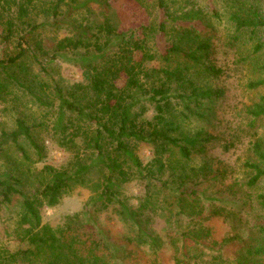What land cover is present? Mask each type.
Listing matches in <instances>:
<instances>
[{
    "label": "trees",
    "instance_id": "trees-1",
    "mask_svg": "<svg viewBox=\"0 0 264 264\" xmlns=\"http://www.w3.org/2000/svg\"><path fill=\"white\" fill-rule=\"evenodd\" d=\"M157 1L162 13L166 14L164 1ZM64 2L54 0L52 3L56 22L57 10ZM91 2L100 1L85 0L78 8H86ZM31 3V0H0L3 39H10L19 25L26 29L29 26L26 37L43 27L29 25ZM248 4L245 14H241L242 10L245 12L243 6L237 7L230 19L239 31L251 28L250 36L253 37L258 28L264 26V17L258 0ZM91 28L79 27L74 37H64L50 49L54 56L80 69L84 80L83 84H74L68 90L53 86L57 102L53 124L55 140L61 149L71 155L70 161L60 168L45 165L34 171L31 192L21 190L24 180L20 173L9 171L0 178V206L11 204L14 196H18L20 219L14 225L13 236L28 246L15 251L0 249V264H160L158 253L166 244L174 249V264H223L221 256L210 261L203 257L199 244L210 234V228L196 220L189 223V236L185 240L181 238V241L173 239L171 243H165L166 240L153 230L157 221L161 220L154 219L158 211L170 215L174 208L180 213L190 211V214L197 208L201 212L204 210L199 204L202 200L192 187L215 178L210 176L213 171L207 152L221 141L203 129L188 133L184 125L193 118L206 120L204 102L219 95L209 87L197 85L195 78L207 75L218 79L222 71L208 62V46L199 40L198 35L190 36L193 32L188 29H184L178 43L160 57L164 67L148 69L144 63L154 60L156 53L147 50L149 33L145 28L142 29L143 38L137 37L136 33L119 31L109 20L96 25L94 34L89 33ZM26 29L22 28V31ZM159 30L164 31L163 25ZM190 44H196L194 49L189 48ZM34 47L39 52L45 51L38 41H35ZM18 48L15 56L0 59V72L4 75L8 73V66H16L26 57L27 49L21 44ZM261 48L254 47L253 51ZM46 49L49 50L48 47ZM136 52L140 53L138 60L135 59ZM170 52L181 57L183 62L177 61L172 66L170 56L168 58ZM261 69L264 70V67ZM7 84V81H0V89L5 90ZM19 85L37 102L44 103L41 96L34 95L31 87ZM249 87H264V79L249 83ZM148 105L153 107L154 116L146 120L143 116ZM246 115L252 119L251 124L263 118L264 98L248 107ZM20 137L34 148L38 156H42L30 129L21 121L17 122L16 131L1 133L0 155L4 151L3 146L12 142L23 158L29 161L18 143ZM135 144H144L152 149V159L147 165L143 166L134 153ZM232 147L233 144H230L222 148L227 152ZM252 152L258 163H246L244 166L251 175L247 181L248 188H255L264 180L262 144L254 142ZM164 173L170 182H162V186H168L175 197L166 196L165 203L161 205V189L155 183ZM134 179L148 180L144 195L136 206L130 203L123 190V185ZM171 182L177 183L178 189L173 188ZM188 182L193 186L187 187ZM77 187L92 191L84 210L67 217L56 227L42 224L40 209L54 207ZM203 198L210 203L215 202L214 198ZM256 200L264 214V193L259 194ZM209 208H212L210 216H218L224 209H216L217 206L213 205ZM107 210H112L118 217L115 221L124 230L120 238H113L110 231L99 224L100 213ZM173 226L178 230L182 223L175 221ZM254 229L258 245L247 249L235 264H245L241 259H249L248 264H264V221L257 222ZM165 236L168 237V234ZM188 238L190 242L186 244ZM191 246L193 249L189 250Z\"/></svg>",
    "mask_w": 264,
    "mask_h": 264
},
{
    "label": "rangeland",
    "instance_id": "rangeland-1",
    "mask_svg": "<svg viewBox=\"0 0 264 264\" xmlns=\"http://www.w3.org/2000/svg\"><path fill=\"white\" fill-rule=\"evenodd\" d=\"M85 0H65L56 13L54 20V0H31L30 26H40L34 35L27 36V29L21 25L14 29L12 37L3 39L4 27L0 26V59L6 60L19 52L18 45L27 49V55L16 66L9 67L8 73L0 72V81H7L5 90H1L0 97V136L16 131L17 122L21 121L30 129L34 142L41 149V157L23 137L18 143L30 160L23 158L21 151L9 142L3 146L0 155V178L6 172L20 173L22 191L31 192V175L45 165L60 168L70 161L71 155L61 149L56 143L53 124L56 119L55 97L53 86L57 85L68 90L74 84H83L82 71L71 63L54 56L50 49L54 43L64 37H74L79 27L91 26L90 34H94V27L109 20L119 31L136 33L143 38L142 31H148L147 50L155 54V59L144 63V67L160 69L164 67L160 57L169 47L178 43V37L184 29L192 31L190 36L198 35L199 40L208 46V62L220 69L222 74L218 79L209 76L195 78L196 84L209 87L219 95L212 96L204 102V115L206 120L191 119L185 123V131L194 133L197 129H203L221 144H214L213 150H208L209 163L212 175L209 181L202 185L193 186L188 182L187 187H192L202 200L199 204L204 207L195 209L192 214L184 210L180 213L174 208L172 213L158 211L154 219H161L154 225L153 230L164 238L165 243L174 240L186 239L189 223L196 220L204 227L210 228V234L205 241L199 244L200 252L206 261L221 256L223 264H235L237 259L245 255L247 249H253L258 245L259 239L255 234L254 225L264 221V214L258 202L257 196L264 193V180L255 188H248L247 181L250 178L246 163H258L252 152L253 143L258 141L264 148V117L251 124L247 117V108L264 98V87L251 89L249 83H255L264 79V26L258 28L257 34L250 36L251 28L237 30L231 13L236 12L242 6L241 14L249 9V4L257 0H163L166 14L162 13L157 0H99L91 2L85 8H78ZM264 17V0H258ZM237 2V3H236ZM236 3V4H235ZM235 4L234 8L232 5ZM241 4V5H239ZM15 10V9H14ZM3 21V20H2ZM52 23V25H51ZM163 25L164 31L159 30ZM23 29H26L24 32ZM88 34V36L90 35ZM24 37H26L24 39ZM85 39H88L85 38ZM25 41H27L26 44ZM35 41L43 45L45 51H37ZM30 45V46H29ZM196 46V44H194ZM195 46H189L194 49ZM261 46V50L253 51L254 47ZM48 47L49 50L46 49ZM170 56V58H169ZM140 53H135L138 60ZM172 66L177 61L183 62L181 57L173 53L168 54ZM198 69V68H197ZM193 71V70H192ZM16 81L19 83L17 84ZM19 84L31 87L36 97L41 96L44 103H39ZM177 106V105H175ZM144 119L149 120L154 116L153 107L147 106ZM70 117L71 115L68 114ZM233 144L227 152L224 145ZM221 145V146H219ZM134 153L143 166L152 159V149L144 144L133 145ZM145 182L134 179L123 185L124 193L130 198V203L136 206L144 195ZM170 182L164 173L156 181L161 189L159 202L163 205L166 196L173 199L168 186L162 182ZM173 188L178 184L171 182ZM178 189V188H177ZM191 188L188 189V192ZM92 193L86 187H77L70 194L65 195L54 207H43L39 214L42 224L56 227L64 222L67 217L76 215L84 210V205ZM214 198L215 202H208L203 197ZM18 196H14L11 204L0 206V249L7 248L15 251L28 247L20 243L14 236L15 223L20 219V202ZM213 205L216 209H223L218 216H210ZM223 207V208H222ZM19 214V215H18ZM99 224L110 231L113 238H120L124 230L115 219L118 217L112 210L100 213ZM169 219V221L167 220ZM180 221L182 226L175 230L173 223ZM167 222V224H163ZM168 234V237L165 235ZM184 234L185 236H183ZM189 239V238H188ZM224 241H229L224 243ZM190 242L186 240V244ZM205 245L206 247H201ZM221 245V246H220ZM189 250L193 246L188 247ZM204 248V249H201ZM219 251V253H218ZM190 252V251H189ZM174 249L166 244L158 253L160 264H174ZM190 254H193L190 252ZM197 255V253H196ZM228 260L227 263H224ZM218 261V260H217ZM245 264L249 259L240 260ZM258 261V260H254ZM149 264V263H145Z\"/></svg>",
    "mask_w": 264,
    "mask_h": 264
}]
</instances>
